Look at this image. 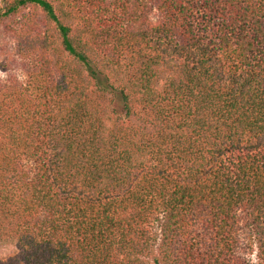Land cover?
I'll use <instances>...</instances> for the list:
<instances>
[{"label":"trees","instance_id":"16d2710c","mask_svg":"<svg viewBox=\"0 0 264 264\" xmlns=\"http://www.w3.org/2000/svg\"><path fill=\"white\" fill-rule=\"evenodd\" d=\"M0 38V264H264V0H0Z\"/></svg>","mask_w":264,"mask_h":264},{"label":"rangeland","instance_id":"374dc122","mask_svg":"<svg viewBox=\"0 0 264 264\" xmlns=\"http://www.w3.org/2000/svg\"><path fill=\"white\" fill-rule=\"evenodd\" d=\"M3 41H4V38H0V73H4L5 76L0 80H5L6 77H8V74H17L19 78H21L22 76L20 75V71L17 70V67L19 65L15 61V60H18V58L13 57V54L15 51L13 50L12 46L9 45V43H7L8 49L10 51L9 53L10 55L9 54L7 55L6 50H4ZM7 58L9 60L12 59L13 61L6 62ZM8 251H9V248L0 245V256L7 254Z\"/></svg>","mask_w":264,"mask_h":264},{"label":"clouds","instance_id":"9594fccd","mask_svg":"<svg viewBox=\"0 0 264 264\" xmlns=\"http://www.w3.org/2000/svg\"><path fill=\"white\" fill-rule=\"evenodd\" d=\"M5 76L4 73H0V79H2Z\"/></svg>","mask_w":264,"mask_h":264}]
</instances>
